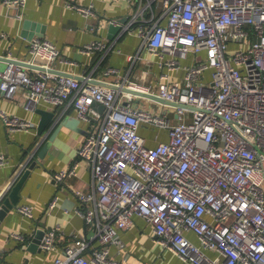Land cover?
<instances>
[{
	"label": "built area",
	"instance_id": "2783aa9c",
	"mask_svg": "<svg viewBox=\"0 0 264 264\" xmlns=\"http://www.w3.org/2000/svg\"><path fill=\"white\" fill-rule=\"evenodd\" d=\"M126 1L136 5L128 21H107L135 31L140 46L127 56L123 79L110 81L116 87L93 82L89 75L79 79L53 71L60 62L74 61L39 36L28 41L29 55L20 60L27 65L13 57L0 64V90L6 98L21 90L31 111L40 103L72 101L74 116L93 128L77 147L76 160L54 177L61 182L76 172L80 159L86 161L93 187L74 190L75 210L94 229L99 245L87 256V241L69 243L52 264H120L110 256L109 245L123 247L118 231L128 228L134 215L148 221L156 241L183 261L264 264V0H161L158 13H147L143 0ZM65 5L86 18L96 14L91 3L65 0ZM4 36L0 31V39ZM107 48V42L95 39L84 50ZM143 61L148 66L142 77L152 65L159 69L153 84L130 77ZM119 72L108 65L103 75ZM154 102L161 108L158 113L147 107ZM0 120L10 132L34 126L5 109H0ZM141 127L151 133H141ZM7 162L0 150V166ZM59 199L55 192L49 212ZM15 209L33 215L29 204ZM57 228L44 230L41 248H54ZM12 237L22 240L24 235Z\"/></svg>",
	"mask_w": 264,
	"mask_h": 264
},
{
	"label": "crops",
	"instance_id": "0c3cea01",
	"mask_svg": "<svg viewBox=\"0 0 264 264\" xmlns=\"http://www.w3.org/2000/svg\"><path fill=\"white\" fill-rule=\"evenodd\" d=\"M160 1L143 0L142 3L146 6L147 13L151 9L158 13ZM76 2L80 5L91 3L96 14L86 18L76 9L67 7L65 0H26L24 6H11L0 0V31L5 33L0 39V64H4L9 57L26 59L29 55L28 41L32 36H39L53 41L67 60L74 61L60 62L59 70L73 75H89L92 80L102 85H109L115 79L122 80L130 65L127 56L136 52L140 46L136 32L121 25L132 16L136 5L126 0ZM108 18L124 19L120 24V31L113 38L108 36ZM95 39L107 42L109 48L104 51H85L87 43ZM108 65L119 68L120 75L104 76L103 70ZM147 66L145 61L140 62L135 69V76L130 77L142 84H153L159 69L157 65H152V72L142 77L141 74ZM21 92L18 91L13 98H6L0 90V109L34 122L30 129L10 132L0 120V150L8 157V162L0 166L1 200L2 191H9L7 187L10 183L16 181L19 173L36 158V152L54 128H59L45 157L38 158L39 162L19 190L17 206L21 203L29 204L33 215L17 212L14 207L6 211L0 219V264H52L57 256L63 255L64 246L74 242L78 244L83 240L88 242L89 249L85 254L89 256L90 249L99 244L94 236V229L75 210L79 200L74 190L91 191L92 173L84 159H80L76 172L61 182L56 181L54 173L76 160V149L83 142L85 134L93 129L91 123L74 116L72 101L57 105L40 103L38 107L54 112L55 122L39 137L37 126L41 114L26 107ZM140 131L147 135L148 132L151 133L145 127H141ZM161 134L164 138L167 137L164 131ZM55 192L60 194V199L58 205L49 212L47 206ZM56 226L58 232L53 249L28 247L38 229L46 230ZM12 233H21L24 238L17 240L12 237ZM118 233L123 240V247L111 244L109 249L110 256L118 259L120 264H192L181 260L173 251L160 245L156 241L153 227L141 216L134 215L128 228L120 229ZM187 235L197 241L192 232ZM208 253L216 255L211 250Z\"/></svg>",
	"mask_w": 264,
	"mask_h": 264
},
{
	"label": "water",
	"instance_id": "95a60500",
	"mask_svg": "<svg viewBox=\"0 0 264 264\" xmlns=\"http://www.w3.org/2000/svg\"><path fill=\"white\" fill-rule=\"evenodd\" d=\"M123 20L118 19L117 21L120 22V23H122ZM120 23H115V24L114 23H109L108 24V27H109L108 28V36L110 38H113L114 35H116L120 31V29H121ZM20 63H22L24 65H27L23 61H20ZM35 66H38V65H35ZM30 67H33V66H30ZM38 67H40V68L43 69V67H41V66H38ZM50 70L52 71V69H50ZM53 71H57L58 73L65 74V75H70L71 74V73L69 74V73H66L64 71L56 70V69H53ZM74 76H76L79 79L83 78L82 75H74ZM92 81L95 82L96 80H92ZM110 85L116 87V85H114V84H110ZM126 89L129 90V91H131V92H134L136 94H140V95L148 94V93L140 92V91H137V90H134V89H131V88H127V87H126ZM148 95H150L153 98L158 99L160 101H164V102H168V103H173V102L167 101L165 99H160L155 94H148ZM94 105H96L100 110L103 109V105H101V104L94 103ZM35 110L38 113L41 114V118L39 119L40 121H39L38 126H37V134L40 137L55 122V120H54L55 119L54 118V112L47 111V110H45L43 108H40V107H37ZM58 128H59V126H56L54 128L53 132L48 136V139H46L44 141V143L42 144V146L36 152V158L28 165V167L24 168L19 173L20 176L18 177V179L16 181L13 180L10 183V185L7 187L9 189V191L7 192V189L5 191L4 190L2 191L1 194H2L3 197H2V200L0 199V219H1V217H3L5 215L6 211H8L11 208L16 207V205L18 204L19 198H20L19 190H20L22 184L24 183V181L29 176L30 171L32 169H34L35 166H36V164H37V162H39L38 161V158L41 159V158H44L45 157L44 155L47 152V150L50 148V146L52 144V141H53V136L56 133V131L58 130ZM5 192H7L6 195L4 194ZM44 233H45V231L43 229H38L37 232L35 233L34 237L32 238L31 242L28 244L29 245L28 247L31 248V249H34V248L38 247L39 246L40 239L42 238V236L44 235Z\"/></svg>",
	"mask_w": 264,
	"mask_h": 264
},
{
	"label": "rangeland",
	"instance_id": "374dc122",
	"mask_svg": "<svg viewBox=\"0 0 264 264\" xmlns=\"http://www.w3.org/2000/svg\"><path fill=\"white\" fill-rule=\"evenodd\" d=\"M147 107L150 108L151 110H153L154 113H158V112L161 111V108H159V105H158L156 102H154V103H150ZM164 108H165V107H164ZM165 110L168 111V113H169L170 116H171V114H172V112H173V109L168 107V108H166ZM175 121H176V119H175V117H173V118L171 119V122H175ZM263 186H264V184H263Z\"/></svg>",
	"mask_w": 264,
	"mask_h": 264
}]
</instances>
